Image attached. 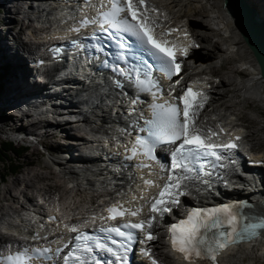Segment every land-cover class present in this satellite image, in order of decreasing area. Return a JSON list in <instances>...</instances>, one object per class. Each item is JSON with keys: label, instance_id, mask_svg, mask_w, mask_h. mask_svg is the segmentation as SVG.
Here are the masks:
<instances>
[{"label": "bare ground", "instance_id": "obj_1", "mask_svg": "<svg viewBox=\"0 0 264 264\" xmlns=\"http://www.w3.org/2000/svg\"><path fill=\"white\" fill-rule=\"evenodd\" d=\"M32 1L33 0H0V8L2 9H0V14H4L5 19L3 22L6 25L5 30H7V36L4 33L0 34V75H4L0 80V87L5 89V96L3 98L0 97V123L3 124L0 128V136L9 135L8 137H12L11 131L19 128V136H21L22 132H25L24 137L21 139L28 142L30 140V135L38 139L43 134L42 142L46 145L48 152L53 153L57 157L55 160L61 161L69 158L72 152L75 151V146L72 144V141L68 142L64 147L61 146L63 145L61 140H75L72 126L69 125V127H66L58 125L57 123H55L57 126H51L53 123H49L48 118H46L45 121H41V117L45 119L43 114L36 117L37 115L33 114V112L35 113L36 111L33 110L29 113V109H35L36 105L40 103H46L48 106H50L51 103L54 107V109L52 108V111H54L52 115H50L51 111L48 109H43V112L45 116L50 115V117H52L58 114L57 112H59L62 105L64 106L65 104L71 103L74 105L72 108L73 112L74 107H77L75 99L79 97L80 94H76L77 97H75V95L70 94L68 90L60 89V85H63L64 89L68 87L66 84L67 81H63L61 84H54L52 85L53 87L49 88L48 85H42L44 82L39 83L34 75L32 78L30 77L31 74L29 73L31 72V67L20 45V33H17L16 26H24L26 21H33L35 8L32 7ZM150 1L154 8L159 9L161 12V16H155L154 21L158 24L161 22L168 24L175 21L178 23L179 27L182 28L183 20H185L191 25V29L195 34L193 36L194 39L198 41V44H203L202 49L198 51L199 53L193 52L191 54V60L199 61L200 63L192 69L190 65H187L184 73L198 72L199 67L203 65L205 67L203 73L199 74L203 76L200 80L205 82L209 81V84L215 83L217 79L219 81L214 87L215 93L212 94V106H214L215 113H210L203 122H209L211 125H216L217 122L223 125L228 124L230 119L224 116V113L231 111L228 109L242 111V109L247 108L261 112V104H264V79L262 78V69L249 45L245 42L241 30L235 24L236 19L233 18L229 11V6L227 4L228 0ZM245 2L250 3L252 6H257L261 15L264 17V0H245ZM24 7H26V15H24L23 21L18 23L14 16L17 15V11H20ZM28 7L29 9L27 11ZM177 7H179L180 10L175 11ZM12 8L15 10L12 11ZM60 10H64V6L61 5ZM253 10L257 12L255 9ZM257 14L262 19L258 12ZM11 29L14 30V33L10 32ZM11 36L13 39H10ZM215 38H219V40L216 41ZM7 39L12 40L13 43L8 44ZM26 41L25 38L24 42ZM219 63H222V68L226 67L227 70L223 73L222 77H219L218 74L219 72L221 73L218 65ZM4 68H6V71ZM72 74L77 75L71 78L73 82L78 79V77H80L79 80L81 83L84 82L86 72L82 66L73 68ZM216 74H218V76ZM215 78L216 80H214ZM211 79H213V81H210ZM104 89H106V87L97 86L96 88H89V94L86 100L87 103L90 101L89 107L91 109H97L102 104L103 100H105L107 106H112V111L117 109L119 112H123V106L126 103L125 98L121 97L119 93L112 92L111 90L107 91L112 93V95L106 98L103 96ZM43 96L46 97L45 100ZM9 97L13 99L7 100ZM8 111H11V113ZM19 112L27 114V116L23 117V115H19ZM94 112L97 113V111ZM238 113L231 111L232 116H237L239 118L242 128L245 129L243 132L246 133V137L251 143L245 146L244 153L246 156L250 157L251 161L262 164L261 168L255 167L261 169L260 176L247 171L245 168L246 164L242 159L239 164H230L227 167L224 173L225 177L222 180H217L216 178H212L210 181L201 179L198 183L188 184L187 189L193 193V198L186 199L187 204L191 201L201 204L211 203L212 201L217 202L219 201V195H225L227 194L226 192H232L230 196L243 192L248 196L246 198L253 204L251 210L257 213H264V192L261 187L262 185L258 182V180L260 181L264 178V152H259L256 148L258 145L264 146V137L262 136L263 134L261 135L264 131V124L262 127L250 132L249 127L245 124V120L251 121L249 123L254 125L259 124V121L255 118H249L247 114L242 116ZM69 115L71 118L75 117L73 114L69 113ZM102 116H104L103 118L107 123H110L111 118L114 117L111 113L105 112ZM25 118L26 120L30 118L26 127L23 124V119ZM16 119H18V122ZM126 119L127 116H125V114H118L114 117V120H118L119 123H124ZM3 132H5V134H3ZM78 134L79 133H77V135ZM116 135L117 132H114L110 136L115 137ZM19 136H16V138ZM54 140H57L56 143L59 144L52 143ZM32 143L33 140H30L29 144ZM250 148L252 149L251 152L248 151ZM34 153H37L36 148L34 149ZM74 156L76 157V155L72 157ZM41 165L46 168L47 172L43 171V173H41L40 170H35L29 173V171H26L24 172L23 178H16L10 183L5 181L3 172L0 173L1 179L6 183L3 192L0 193V217L2 218L0 221V229L14 231L22 240H26L27 237H29V231L43 223L44 213L41 212V209H43L44 204L46 209L49 208L46 203H42L40 206L37 197L34 198L29 191H35V194L41 193V195L44 196L51 190V187H48L50 185L46 186L44 183L54 180V175L51 172L52 168L47 165V159H43ZM112 165L113 164H108L106 166L109 170L106 175H98L92 171L90 173H85L84 177L82 174L78 175V179L81 183L85 182L84 178L94 181L92 188L96 189H108L113 185L112 181H116L118 184L122 182L133 183L134 171L131 168L125 169L124 174L120 175L121 177L113 176L110 178L109 176L113 174L111 171ZM69 169V167L64 168L65 171ZM67 177H69V174ZM20 182H22L20 187L25 185L24 189L17 190L16 186ZM120 189H122L123 192L126 191L124 186ZM90 196V193H87L85 197L89 198ZM20 208L23 209L22 212H19ZM53 208L54 207H52V209ZM155 229L159 231L157 225ZM39 230L40 227L37 231ZM19 242V239L6 238L0 235V250L4 248L13 250L11 247L18 245ZM262 242L260 249H252L249 252V255L255 256L251 258V260L259 257L260 254L257 255L256 252L261 253V256L263 255L264 257V237ZM248 249V247L241 248L239 250L240 256H244L248 252ZM232 263L237 264L238 260H233ZM134 264H147V262L138 257V259L134 260ZM255 264L264 263L261 259L257 261V263L255 262Z\"/></svg>", "mask_w": 264, "mask_h": 264}, {"label": "snow or ice", "instance_id": "obj_2", "mask_svg": "<svg viewBox=\"0 0 264 264\" xmlns=\"http://www.w3.org/2000/svg\"><path fill=\"white\" fill-rule=\"evenodd\" d=\"M85 2L89 3V7H92L90 0H85ZM105 8L106 10H104ZM151 11L157 10L152 8ZM148 13L146 0H100L97 17L85 18L81 21L79 28H74L73 31L79 32L80 28L89 24H99L105 31L113 29L115 35L109 32V36L116 40L120 49H124L126 44L122 42V38H118L119 34L121 32L128 33L147 45L160 58L162 61L161 71H164L169 77L173 74L178 75L181 65L177 62V53L187 56L188 48L170 46L169 41L158 39L155 32L158 25H155L154 19ZM171 31L176 30L172 29ZM120 58L123 59V56ZM118 71L129 79L135 73L137 84L154 86V82L148 78L151 74L150 66L144 73L146 79L140 78L142 69L138 67L130 70L119 68ZM176 99L179 103L165 101L152 106L153 118L147 121L149 126L147 138L137 136L135 146L131 149L132 157L137 155L138 147L145 156L155 160L157 145L160 143L176 145L171 153V174L163 183L158 197L151 203V211L154 213L170 211L171 209L167 205L179 203L178 197L184 194L181 189L185 186V182L197 179L199 174L205 171V164L209 158H214L216 161L222 160L224 158L222 153L236 149L235 141L240 140V137L236 136L234 140L229 139L226 143H216L213 142V138L218 133L211 128L207 130V133L201 129L197 118L199 110L204 107L206 100L203 92L194 91L192 87H188L183 95ZM135 102L133 101V103ZM220 131L223 132L224 129H220ZM143 166L147 167V165ZM146 183L153 184L150 180ZM245 207H248L245 202H236L210 209H194L186 219L170 226L172 250L181 253L188 264L205 259L210 260L212 264H219L218 256L230 246L264 235V215H250L243 211ZM107 212L109 215L103 219L116 220L118 217L139 214V210L132 211L123 208L122 205H114L108 208ZM65 227L76 235L73 237V249L63 256L64 264H101L95 255L98 252L110 254L120 264H127L128 252L136 240V235L133 231L124 229L144 231L147 241L155 239V236L147 231L152 227L151 219L139 223L99 228L98 231L104 233L111 245L116 246L115 248L101 241L99 237L81 231L79 226L68 227L66 225ZM114 237L120 239L117 240ZM32 238L38 239L39 234ZM60 252V248L55 250L50 247L26 248L23 252L0 259L7 261L8 264H29L33 257L51 260L52 254L59 256ZM144 255L151 256V252L145 249ZM152 264H157V261L153 260Z\"/></svg>", "mask_w": 264, "mask_h": 264}, {"label": "rangeland", "instance_id": "obj_3", "mask_svg": "<svg viewBox=\"0 0 264 264\" xmlns=\"http://www.w3.org/2000/svg\"><path fill=\"white\" fill-rule=\"evenodd\" d=\"M250 4V3H249ZM251 5V4H250ZM252 6V5H251ZM253 7V9H255L259 14H260V16L262 17V19H263V21H264V17L261 15V13H260V11H259V9H258V7L257 6H255V5H253L252 6ZM179 7H177L176 9H175V11H177V10H180V8L178 9ZM183 13H185V12H183ZM5 19V17H4V14H0V34L1 33H4L5 35H6V31L7 30H5V28H6V25L4 24V22H3V20ZM3 30V31H2ZM10 32L11 33H14V30L13 29H11L10 30ZM7 36V35H6ZM10 39H13L12 38V36L10 37ZM215 40L217 41V40H219V38H215ZM7 42H8V44H12L13 43V41L12 40H8L7 39ZM210 47V46H209ZM198 54V53H197ZM196 54V55H197ZM222 63H219L218 65H219V68H220V70H221V73L219 72L218 74H219V77H222V75H223V73L224 72H226L227 70H226V67L225 68H222V65H221ZM234 65H236V64H234ZM218 74H216L217 76H218ZM220 79V78H219ZM3 85V84H2ZM3 88V87H2ZM1 87H0V97L1 98H3L4 96H5V89L3 88L2 89ZM260 103V102H259ZM261 104V103H260ZM226 105V104H225ZM228 110H231L232 112H239L238 114H240V115H244V114H247V116L249 117V118H255V119H257L259 122V124H257V125H254V124H251V123H249V122H251V121H246L245 120V124H246V126H248L249 127V131L251 132V131H254V130H256V129H258V128H260V127H262L263 126V124H264V104H261V112H259V111H257V110H253V109H242V111H235V110H233V109H228ZM8 112H10L11 113V111H8ZM242 113V114H241ZM29 119L30 118H28V120H26V118H25V121L26 122H29ZM244 119V118H243ZM16 121L18 122V119H16ZM21 125V124H20ZM36 129H38V128H36ZM3 131H5V130H3ZM10 131V130H9ZM6 132V131H5ZM5 132H3V134H5ZM264 132V131H263ZM261 133V135L264 137V133ZM7 137H8V135H6ZM5 135H1L0 136V147L2 148V144L3 143H1L2 141H5L4 139H5V137H6ZM60 141V140H59ZM71 140H69V141H66V140H61V142H63V145H61V146H65L66 144H68V142H70ZM6 142V141H5ZM57 142V140H54V141H52V143H54V144H59V143H56ZM257 151H259V152H264V146H260V145H258L257 147ZM17 157L19 158H17L16 157V153H10V155L8 156V157H5V158H3L4 160L2 161V160H0V173L1 172H3V174H4V176H6V175H8L9 177L7 178V179H5V181L7 182V183H10V182H12L14 179H16V178H23L24 177V172H26V171H29V173H32L33 171H31V168H28V166H30L31 164H33V163H35L36 162V160H41V158L40 157H38V158H34V157H36V156H39V152L37 151V153H35L34 154V157L32 156L33 155V151H31V150H27V152H25V155H21V154H19V153H17ZM40 155H41V153H40ZM23 156V157H22ZM21 157V158H20ZM32 160V162L31 163H28V161H31ZM34 160V161H33ZM42 162V161H41ZM28 164V165H27ZM14 166H18V167H21V169H20V171H18L17 173H15V174H12L11 173V171L10 170H12L11 168L12 167H14ZM31 171V172H30ZM259 171V172H258ZM260 171H261V169H257L256 170V175L257 176H260ZM45 174H46V172H45ZM26 175V174H25ZM1 175H0V193L1 192H3V189L5 188V186H6V183L5 184H3V183H1ZM258 182H260L259 184H261L262 186V188H263V192H264V178L262 179V180H258ZM21 183L22 182H20L17 186H16V189L18 190V189H24V186L25 185H23V186H21L20 187V185H21ZM45 184V183H44ZM44 184H43V186H44ZM46 185V184H45ZM47 186V185H46ZM30 191V193H31V195L32 196H34V198L35 197H37V194H35V191L33 192V191H31V190H29ZM226 193H228V194H232V192H226ZM233 196H244V197H248L247 195H245L243 192H240L239 194H235V195H233ZM262 259V262L264 263V257H262L261 258ZM261 259H259V260H261ZM259 260H257V261H259ZM257 263V262H256ZM247 264H255L254 263V260L253 261H249L248 260V263Z\"/></svg>", "mask_w": 264, "mask_h": 264}, {"label": "water", "instance_id": "obj_4", "mask_svg": "<svg viewBox=\"0 0 264 264\" xmlns=\"http://www.w3.org/2000/svg\"><path fill=\"white\" fill-rule=\"evenodd\" d=\"M228 8L262 69L264 76V21L245 0H228Z\"/></svg>", "mask_w": 264, "mask_h": 264}, {"label": "trees", "instance_id": "obj_5", "mask_svg": "<svg viewBox=\"0 0 264 264\" xmlns=\"http://www.w3.org/2000/svg\"><path fill=\"white\" fill-rule=\"evenodd\" d=\"M4 69L6 71V68H4ZM3 76L4 75H0V80L3 78ZM1 146H2V148L0 147V160H2V161L4 160L3 158L8 157L11 152L12 153L17 152L21 155H24V150H21V151L17 150L16 147L13 145V143H7V144L3 143ZM11 169L12 170H10V171H12L13 173H17L18 171H20L21 167L14 166Z\"/></svg>", "mask_w": 264, "mask_h": 264}]
</instances>
